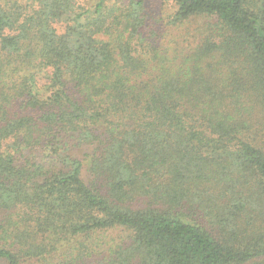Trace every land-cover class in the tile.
Wrapping results in <instances>:
<instances>
[{"label": "trees", "instance_id": "obj_1", "mask_svg": "<svg viewBox=\"0 0 264 264\" xmlns=\"http://www.w3.org/2000/svg\"><path fill=\"white\" fill-rule=\"evenodd\" d=\"M158 1L0 2V263L264 264V0Z\"/></svg>", "mask_w": 264, "mask_h": 264}, {"label": "rangeland", "instance_id": "obj_2", "mask_svg": "<svg viewBox=\"0 0 264 264\" xmlns=\"http://www.w3.org/2000/svg\"><path fill=\"white\" fill-rule=\"evenodd\" d=\"M4 2V0H0V2ZM20 2L19 4H29L30 0L26 2L27 0H17ZM76 3L82 7L88 8L90 7L95 0H75ZM145 3V13H146V23H147V32L148 37H151V32L155 31L156 33V39L159 38L166 40H170V42L167 44H171L172 40H174L172 37L163 38L165 34L164 30V24H166V19H163L165 15L167 14V11L165 10V5L158 1V0H144ZM181 46V44H180ZM261 107L259 106L257 109V112L260 113ZM257 121H260L259 118H257ZM260 146L264 150V130L262 131L261 135V143ZM88 153V152H87ZM116 239L117 242H120L124 238V234L122 233H113L108 238L107 241H110L111 239ZM93 245L88 246V252L86 254H90L85 260L81 258V254L85 253V249L82 247H78V243L74 245H67V246H60L57 247L56 250H50V253H47L44 255L43 259H39L33 264H67L72 259L70 258L71 254H80L79 258L76 260L78 264H96L101 260L103 255L107 254L104 253L105 247L101 242H97V239L93 241ZM2 264V263H0Z\"/></svg>", "mask_w": 264, "mask_h": 264}]
</instances>
